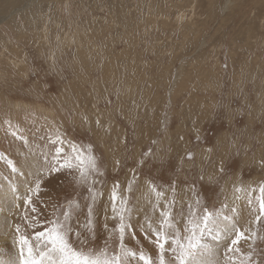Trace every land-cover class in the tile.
I'll return each instance as SVG.
<instances>
[{"label": "rangeland", "instance_id": "obj_1", "mask_svg": "<svg viewBox=\"0 0 264 264\" xmlns=\"http://www.w3.org/2000/svg\"><path fill=\"white\" fill-rule=\"evenodd\" d=\"M27 2L0 0V196L17 198L0 215V255L15 258L7 226L31 240L71 202L74 248L118 253L126 209L128 264L141 252L159 264L149 224L175 198L182 236L188 204L217 211L246 237L227 255L264 264V0ZM58 139L95 170L51 171ZM214 236L205 258L224 264L230 240Z\"/></svg>", "mask_w": 264, "mask_h": 264}, {"label": "snow or ice", "instance_id": "obj_2", "mask_svg": "<svg viewBox=\"0 0 264 264\" xmlns=\"http://www.w3.org/2000/svg\"><path fill=\"white\" fill-rule=\"evenodd\" d=\"M52 143H59L61 146L55 148V157L59 163L60 159H63V163H59V167L53 166L51 171H59L62 168L72 169L74 166L79 169L82 178L86 177L87 169L91 168L95 170L96 163L92 156L85 158L82 150H77L73 146V153L75 155L65 157L63 156V141L57 140ZM73 160L76 162L73 165ZM39 189V183L36 185ZM155 191V188H153ZM175 189L173 188V192ZM237 192L242 191L241 188L236 189ZM261 193H264V187L260 189ZM159 195V194H158ZM117 197L115 192L112 195L113 212H116L115 201ZM28 203H31L30 199ZM175 198L159 212L158 227L152 228L149 224V229L155 235V242L160 250L158 257L159 264H166L165 261V245H169V249L174 255V264H220L219 260L206 259L205 257L214 256L215 253L208 244L205 242V237L215 233L214 239L217 242L221 237L226 240H230L225 250L224 264H235L232 257L228 256V253L239 251L237 245L241 239H245L244 231L236 228L234 224L229 225L225 223L229 218L225 216L221 220V214L217 211H209L207 208L203 209L202 214L197 216L196 211L193 209L192 204H188V216L189 219L185 225L184 232L186 235H181L180 231L175 227V215L173 209L175 207ZM196 204H199L197 199ZM73 205L70 202L69 209L65 210L63 220L59 217L46 221L49 226L44 227L42 231L34 232L31 240L28 236L21 233L20 227H16L18 235L17 243L19 244V264H128V257H136L137 253L127 249L124 245V232L127 225L124 224L123 211L121 210L119 231V248L118 253L109 254L107 247L99 249L93 252L91 249L84 251L82 248L77 249L72 246L69 240V234L72 231L68 221L71 218ZM78 207V205H76ZM32 211L35 212V206L32 207ZM181 210V214H182ZM235 211V209H233ZM260 215L264 216V199L260 201L259 205ZM89 217L92 215V207H88ZM260 216L256 217L258 222ZM35 223L29 222L30 228L43 227L42 222L37 217H32ZM91 222V221H89ZM107 227V226H105ZM171 230V231H170ZM79 237L80 233H76ZM255 235V233H253ZM234 236V238H233ZM94 238V237H93ZM81 243H84L81 241ZM247 259H251L250 255ZM139 260L142 264H155L152 257L145 255L143 252L139 254ZM0 264H17V261H5ZM172 264V262H167ZM243 264V262H242Z\"/></svg>", "mask_w": 264, "mask_h": 264}, {"label": "bare ground", "instance_id": "obj_3", "mask_svg": "<svg viewBox=\"0 0 264 264\" xmlns=\"http://www.w3.org/2000/svg\"><path fill=\"white\" fill-rule=\"evenodd\" d=\"M8 2H12V0H6ZM36 0H29V2L26 3V6L25 7H28L30 5V3L32 4V2H34ZM16 2V1H15ZM9 4H12V3H9ZM14 4V2H13ZM12 4V5H13ZM29 4V5H28ZM11 5V6H12ZM8 9V7H7ZM12 13V12H11ZM13 16V15H12ZM1 21V20H0ZM5 21V19H4ZM1 23V22H0ZM1 195V194H0ZM163 196V195H162ZM0 197H5L6 199H4V201L0 202V215H5L6 212H8V209L10 207H12V204L13 203H17V198L15 197V194H8V195H3V196H0ZM11 210V208H10ZM18 211V210H17ZM9 215H11L9 213ZM10 218V217H9ZM12 218V217H11ZM8 224V223H7ZM8 228L10 229V235H8V245H11L13 247V250H14V255H15V258L18 259V256H19V245L18 243H16L14 240H13V234L15 235V231H14V225L13 227L11 228L7 226V230ZM15 258L12 256H5V255H0V262H5V261H15ZM17 264H19V261L17 260Z\"/></svg>", "mask_w": 264, "mask_h": 264}]
</instances>
